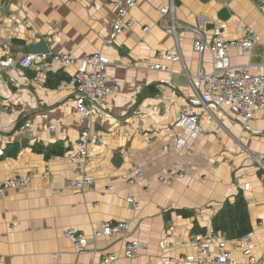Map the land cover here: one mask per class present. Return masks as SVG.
<instances>
[{
  "label": "crops",
  "instance_id": "1",
  "mask_svg": "<svg viewBox=\"0 0 264 264\" xmlns=\"http://www.w3.org/2000/svg\"><path fill=\"white\" fill-rule=\"evenodd\" d=\"M171 1L174 11L165 16L162 10ZM112 4L0 0V60L20 59L28 54L26 47L41 42L49 53L77 61L99 54L108 59L111 83L119 89L104 102V120L84 121L75 110V67L52 62L47 71L11 70L0 76V185L7 178L31 176L25 189L10 190L0 200V264H101L110 254L118 258L114 264H195L194 221L209 229L223 203L239 192L252 224L248 248L264 264V189L253 160L264 157L261 112L248 123L257 135L246 133L227 108L215 113L218 126L200 121L203 134L195 141H187L176 126L180 115L201 113L188 104L195 97L190 79L213 71L214 27L223 26L228 42L240 38L241 28L258 38L250 52L228 54L230 67L264 64V15L253 0H137L125 18L133 22L131 28L111 40L117 18ZM193 30L203 36L202 55L194 50ZM170 51L181 61L162 59ZM155 64L171 72L151 70ZM59 71L68 80L46 87L47 74ZM149 86L158 93L140 98ZM22 125L29 131L19 134ZM83 133L91 158L86 166L69 160ZM180 140L185 148H177ZM35 143L61 144V155L47 158L33 150ZM168 172L170 178L160 182ZM84 175L92 181L82 191L68 187ZM178 210L193 217L183 218ZM106 223H128L129 231L96 237ZM68 229L84 237L82 251L64 236ZM129 241L141 245L133 261L123 255ZM242 244L226 240L229 260L236 264H247ZM218 252L217 245L210 247V255Z\"/></svg>",
  "mask_w": 264,
  "mask_h": 264
},
{
  "label": "built area",
  "instance_id": "2",
  "mask_svg": "<svg viewBox=\"0 0 264 264\" xmlns=\"http://www.w3.org/2000/svg\"><path fill=\"white\" fill-rule=\"evenodd\" d=\"M257 10L264 15V0H253ZM112 5L117 8V18L112 26L111 40H115L120 34L128 31L133 22L125 21L128 12L137 5V0H112ZM174 11L173 1L163 8L162 13L170 16ZM172 34L175 28H170ZM150 31L149 27L143 29ZM197 39L194 41V50L202 55L205 50L203 36L199 31L193 30ZM240 38L234 41H226L223 38V26H216L213 29V43L211 52L213 54V71L210 74H198L191 77L190 85L193 88L195 97L188 100L190 107L201 111L199 115L182 114L176 122V126L184 131L187 141H195L203 134L200 121L205 119L210 124H216L215 113H222L227 108L232 114L239 117L243 122V129L246 133L257 135L258 132L251 130L248 123L255 118L257 113L264 118V64H254L241 68H232L228 64V54L235 51L238 55L250 52L257 44L258 38L251 29H239ZM167 62H180L179 53L167 52L162 57ZM61 65L63 68L75 67L76 71L72 77V84L75 89V110L81 120H91L99 116L102 120L107 117L104 102L106 98L118 92V87L112 85L111 77L108 74V59L99 54H94L79 61L67 54H25L20 59L5 58L0 60V76L11 70L22 71L30 69L33 71H47L51 63ZM154 71L171 72L169 67L163 69L160 64L150 66ZM216 126H218L216 124ZM53 129L50 127L49 131ZM29 131L26 125L18 128L19 134ZM88 137L83 133L78 140L76 151L69 155V160L82 165L90 163L91 158L86 145ZM186 141L180 140L177 148H185ZM254 162L261 172V182L264 189V157H253ZM173 172H168L159 178L164 182L170 178ZM31 176L7 178L0 185V200L10 190H23L28 186ZM91 178L84 175L77 181H72L68 187L74 191H82L85 186L91 183ZM130 199H132L130 197ZM129 231L128 223L104 224L102 232H97L96 237H110L116 232L126 234ZM63 234L68 238L76 250L82 251L85 247L84 237L74 229L64 230ZM248 236L242 239L243 254L247 258V264H260L248 248ZM191 245L196 252L195 264H236L229 260L226 251V239L221 234L206 236H194ZM217 245L219 252L210 255V247ZM141 245L137 241H129L124 251V257L133 261L137 250ZM115 255H105L101 264H114L117 261Z\"/></svg>",
  "mask_w": 264,
  "mask_h": 264
},
{
  "label": "trees",
  "instance_id": "3",
  "mask_svg": "<svg viewBox=\"0 0 264 264\" xmlns=\"http://www.w3.org/2000/svg\"><path fill=\"white\" fill-rule=\"evenodd\" d=\"M20 44V43H19ZM24 44V43H23ZM68 80V77L61 71L57 73H48L45 86L55 89L61 82ZM158 89L155 86H149L144 89L140 98L145 96H155ZM35 152L42 153L45 157L61 155V144L43 146L35 143L33 147ZM183 218H192L193 213L185 210L177 211ZM171 212L168 213L170 215ZM252 233V224L248 214L247 202L242 192L235 196L233 201L223 203L221 209L211 219L209 229L200 226L195 220L190 234L192 236H206L208 234H221L227 241L242 240Z\"/></svg>",
  "mask_w": 264,
  "mask_h": 264
},
{
  "label": "water",
  "instance_id": "4",
  "mask_svg": "<svg viewBox=\"0 0 264 264\" xmlns=\"http://www.w3.org/2000/svg\"><path fill=\"white\" fill-rule=\"evenodd\" d=\"M201 1L207 3V2H210L212 0H201ZM220 13L224 17L227 16V11L225 9L221 10ZM221 19H222V17H221ZM25 52L28 54H48L49 48L45 42H41L39 44L30 45V46L26 47Z\"/></svg>",
  "mask_w": 264,
  "mask_h": 264
},
{
  "label": "rangeland",
  "instance_id": "5",
  "mask_svg": "<svg viewBox=\"0 0 264 264\" xmlns=\"http://www.w3.org/2000/svg\"><path fill=\"white\" fill-rule=\"evenodd\" d=\"M252 135V134H251Z\"/></svg>",
  "mask_w": 264,
  "mask_h": 264
}]
</instances>
